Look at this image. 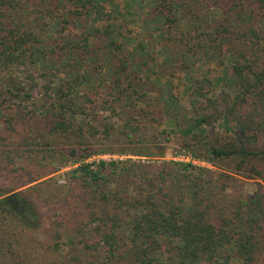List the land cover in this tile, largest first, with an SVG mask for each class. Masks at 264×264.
<instances>
[{
	"label": "trees",
	"instance_id": "obj_1",
	"mask_svg": "<svg viewBox=\"0 0 264 264\" xmlns=\"http://www.w3.org/2000/svg\"><path fill=\"white\" fill-rule=\"evenodd\" d=\"M22 66L16 88L0 83V163L23 168L33 134L41 156L31 182L0 189V264H264V0H0V74ZM164 120L184 136L221 121L205 154L183 147L261 184L232 198L230 175L216 186L209 169L164 161L151 148ZM111 154L162 162L85 163ZM69 162L82 163L68 172L76 199L19 190ZM49 205L80 247L30 258L23 239Z\"/></svg>",
	"mask_w": 264,
	"mask_h": 264
},
{
	"label": "rangeland",
	"instance_id": "obj_2",
	"mask_svg": "<svg viewBox=\"0 0 264 264\" xmlns=\"http://www.w3.org/2000/svg\"><path fill=\"white\" fill-rule=\"evenodd\" d=\"M128 12L130 13L131 18H135L136 15L133 12V9L130 7H127ZM140 26H142V23H139ZM228 62L232 63V59L228 58ZM202 68L201 71H205L206 68L203 66H200ZM26 71V68L24 66L16 68L14 71L9 72V73H2L0 74V83L6 84L8 87L12 86L13 88H16L18 84L22 82V77L24 75V72ZM196 72V69H195ZM201 72L196 73L195 78L199 80ZM203 91L206 96H212L215 95L216 93H220L221 90H223V87L217 88V90L212 93V89L205 84L203 86ZM182 89V87H181ZM180 93L182 90L179 91ZM185 92V91H184ZM153 96V95H150ZM200 100L203 101V97L199 98ZM183 104L187 107L188 106V101L185 99L183 101ZM114 122L118 123L116 128H120L122 126V122L117 121L114 118ZM163 124L158 127L159 133L161 130L164 128L168 130L167 135H161L159 138V141L154 143L155 146L152 145L149 142H143L142 144L144 146H150L151 148H161L163 149L165 155H164V161L166 162H182V163H190L195 167L199 168H204V169H209L213 174V182L215 185L220 186V183L218 181V178L220 177V174H227L230 175V179H222L223 182H227L228 186L227 187V192L232 198H244L247 195H251L255 192L257 189V185L261 182L255 179H251L244 173H233L229 167L233 164L232 161H226L223 163L216 162L214 163V167L205 161H201L198 159H194L189 151H187L186 147H183V143L186 144H191L192 149H196V145L201 143L204 145H207L206 148H202L199 146V150L202 152V154L206 153V149L208 146H212L213 144H216L218 141H222L224 135H222V130H221V121H216L214 123V127L212 129L205 128L207 132H193L191 134H188L187 136H184L180 133L179 127L176 125L174 126L173 122L170 121H162ZM135 126H138L134 124ZM186 125H184L185 127ZM182 128V127H180ZM15 138V137H14ZM16 139L18 142L22 141V138L19 135H16ZM31 141H32V148H37V152L33 153L31 157H28L27 160H19L18 165L22 166L23 168H15L12 169L11 167H1L3 162L0 163V189H5L7 187H19L27 182H31L33 180V177L36 176L37 171H39L37 168L40 163V156L41 154L39 153V148L37 145L39 144L38 141L35 140V135H31ZM159 146V147H158ZM126 150H129L130 148H133L132 145H128L125 143V145L122 146ZM157 149H155L156 151ZM131 160L133 162H142V163H161L162 160H158L156 158H139V157H134L129 154L126 155H117V154H111V155H98V156H93L85 163H92L94 161L98 160H106L107 162L110 161H126V160ZM45 163V162H44ZM82 163H77L74 164L72 162L67 163L64 165V167H61V171L56 173L55 175H52L48 178H51L50 181H44L46 183H42V185H38V182L36 183H30L24 188H21L19 190H24L26 194L29 197H33L38 199L39 201H42V196L43 194H48L52 196L55 199V196L59 195L62 198L70 192V197H73L76 199V194L74 192H77L80 188L76 187L75 189H71V181L68 176V172H71L72 170L76 169L78 166H80ZM48 178H45L48 180ZM43 179V180H45ZM18 190V191H19ZM70 201V199H68ZM48 204V203H46ZM18 208V207H17ZM46 210V221H45V228L43 230H30L27 233V236L24 240L25 243L21 245V249H23V246L25 244V248L29 251L30 258H38L34 252H37L38 250L41 252H45L49 254L50 256H57L58 258L62 259L66 257L68 254H71V249H70V242L72 240H76L77 242L80 240L79 237H76L72 233V230L69 226V223H71L69 220L65 223H63L62 219L59 217V213L53 209L52 205H49L47 207H44ZM22 214L28 215V212H25L23 210ZM14 217L8 216L6 217L7 219V224H11L15 226V221L13 219ZM59 232L62 234V239L59 241V247L60 251L59 253L56 254H50V247H53V243L55 242L54 239V233ZM80 245L77 244L72 248H75ZM82 247V246H81ZM73 250V249H72ZM60 254V255H59ZM28 255V256H29ZM237 264V263H235Z\"/></svg>",
	"mask_w": 264,
	"mask_h": 264
}]
</instances>
